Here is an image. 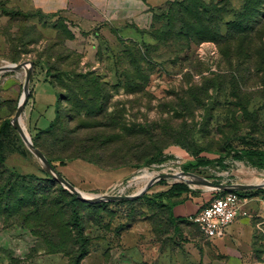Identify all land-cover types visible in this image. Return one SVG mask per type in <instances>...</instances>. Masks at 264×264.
<instances>
[{"label": "rangeland", "instance_id": "1", "mask_svg": "<svg viewBox=\"0 0 264 264\" xmlns=\"http://www.w3.org/2000/svg\"><path fill=\"white\" fill-rule=\"evenodd\" d=\"M137 2L144 5V13L121 26L106 23L77 30L61 13L36 16V11H22L0 0V67L4 62L48 60L54 74H67L56 81L63 98L57 116L54 105L37 103L32 110L30 81L29 100L22 114L26 132L37 145L33 146L45 158H68L83 154L86 148L77 145L84 139L109 138V146L94 149V156L103 158L94 159L102 161V168L81 160L53 168L78 191L93 197L134 195L140 186L127 185L138 171L184 172L201 150L229 156L222 163L184 173L213 184L253 186L256 178L263 182L264 170L232 158L242 150L264 151V63L252 56L246 45L238 44L237 50L238 41L216 43L219 35L226 37L228 24L244 0ZM224 46L231 51L227 57L222 53ZM58 59L64 61L57 65ZM44 71V66L32 65V75ZM70 73H92L105 83L101 99L94 102L98 109H105L103 117L88 120L84 112L72 110L68 91L61 87L70 84ZM0 77V138L5 165L20 175L49 176L10 123L23 95L24 71L5 72ZM38 113L42 116L35 128L32 119ZM54 118L58 123L48 131ZM5 122L9 128L3 127ZM95 123L100 127L86 129L87 124ZM124 178L127 180L119 185ZM160 182L163 185L157 182L146 194L171 185L170 181ZM188 188L200 192L205 202L218 193ZM241 193L247 200L264 197V188ZM78 201L89 205L77 208L89 251L81 264H202L199 248H141L129 226L138 224L144 235L147 230L139 220L151 214L155 230L162 218L159 211H146L142 201ZM189 230L203 237L194 226ZM255 245L251 264L264 263V245L258 241ZM59 249L46 248L15 221L0 219V264H64L67 258ZM77 249L67 251L75 254Z\"/></svg>", "mask_w": 264, "mask_h": 264}, {"label": "trees", "instance_id": "2", "mask_svg": "<svg viewBox=\"0 0 264 264\" xmlns=\"http://www.w3.org/2000/svg\"><path fill=\"white\" fill-rule=\"evenodd\" d=\"M36 16H41L40 11L35 12ZM51 18L58 17L57 15H50ZM59 18V17H58ZM234 21L228 24L227 35L225 38L219 35V40L216 43L220 44L222 41L236 43L237 50L239 46L246 45L250 50L252 56L257 57L261 63H264V48L262 47V40L264 38V0H244L241 9L234 15ZM60 19V18H59ZM64 22V21H63ZM69 32V31H68ZM69 39L73 35L69 32ZM222 53L227 57L231 54L224 46ZM64 59L56 62L61 64ZM11 62L17 63V60L12 59ZM35 66L37 63L45 67L46 77L49 83L53 86L56 94V109L55 116L59 112L60 101L62 96L58 93L57 80L67 74L53 73V66H49L48 60L31 61ZM53 73V74H52ZM72 80L70 84H61V87L67 92L68 101L73 104L72 110L77 112H84L88 120H95L97 117H103L105 109L95 106L94 102L99 101L101 95L105 90V83L92 73L74 74L70 73ZM70 109V111H72ZM58 119L55 118L48 126V131L52 130ZM9 128L8 122L3 124V127ZM86 129H95L100 127V124H87ZM110 128V127H109ZM1 134V130H0ZM80 144L78 142L77 148L83 146L86 148L83 154H70L68 158L51 159L46 156L48 163L52 168L56 169L58 166H65L66 164L81 160L88 164H92L102 168V161H95L94 159H103L101 156H94L95 150L110 145V139L98 136H92ZM34 146L37 147L35 142ZM75 153V151H72ZM204 154H213L217 156L215 159H209L203 156ZM227 155V156H226ZM220 155L208 153L205 150L199 151L195 155V163L187 164L185 171L191 169L202 168L210 166L213 163H222L229 154ZM235 161H245L250 166L264 170V151L257 150H242L236 152L232 158ZM6 158L3 154V142L0 138V219L4 222L15 221L20 226L24 227L32 237L41 240L46 248H60L59 253L67 258V264H81L84 258L89 254L87 238L84 234L83 228L80 226V217L77 211L79 205L89 206L80 203L74 196L58 186L53 179L44 174L43 177H36L33 175H20L10 171L5 165ZM158 185H163L159 182ZM201 193L193 191L182 183H173L164 191L145 194L141 198L130 203L142 201L145 203L146 211L149 213L161 212L162 218L168 217L171 222V210L179 202L185 200L187 196H199ZM226 192L213 193L211 198L225 195ZM240 197L241 192H236ZM127 201H119L117 203H126ZM208 204V203H207ZM91 207H94L91 205ZM151 218V214H148ZM181 221V220H176ZM161 222V221H160ZM190 223V224H189ZM188 224L195 227V232L199 233L197 227L189 222ZM161 226V225H160ZM165 227H163V231ZM180 238V237H179ZM182 238V237H181ZM78 248L75 254L67 251V248ZM255 250V248H254ZM56 252H52L55 254Z\"/></svg>", "mask_w": 264, "mask_h": 264}, {"label": "crops", "instance_id": "3", "mask_svg": "<svg viewBox=\"0 0 264 264\" xmlns=\"http://www.w3.org/2000/svg\"><path fill=\"white\" fill-rule=\"evenodd\" d=\"M7 1L11 6L22 11H40L42 14L61 13L70 23L74 24V29L77 30L78 28L91 30L106 23L113 27L121 26L138 14H143L145 10L142 3L136 4L138 3L137 0ZM31 80L32 110L37 103H42L46 106L54 105L55 113L56 94L46 77L45 71L38 76L32 75ZM41 116L42 114L38 113L32 119V126L38 128L37 125ZM207 203L202 194L187 196L185 200L172 208L171 222L168 217L161 218V226L156 224L157 228L154 230L149 215H147L146 219L139 220L140 224L143 223L147 234L142 235L141 231L144 230L140 231L139 225L136 223L129 226L130 231L136 237L135 240H140L138 244H141V248H199V253L203 255L202 259L200 257L202 264H251L256 241L264 245V197L248 199L245 207L247 217L238 219L226 231V235L218 240H206L189 230L191 227L189 225L190 218L205 207ZM163 227H165L164 231ZM194 252H197L196 249ZM193 255L195 254L193 253ZM66 263L68 262L64 264ZM260 264L264 263L261 262Z\"/></svg>", "mask_w": 264, "mask_h": 264}, {"label": "water", "instance_id": "4", "mask_svg": "<svg viewBox=\"0 0 264 264\" xmlns=\"http://www.w3.org/2000/svg\"><path fill=\"white\" fill-rule=\"evenodd\" d=\"M24 68V83H23V95L22 98L20 99V102L18 104V108L16 111V114L14 118L11 120V125L12 127L18 132L20 137L22 138L24 144L28 148V150L38 159L40 162L42 169L55 181H57L61 187L69 192L70 194L74 195L78 200L82 202H86L89 204L93 203H98V202H119V201H126V200H135L139 197H142L144 194H146L150 188L156 184L157 182L160 181H170L174 179L176 176L174 174H161L158 179L155 181L149 183L143 190L140 192L131 195V196H111L109 194H105L102 196H96L92 198H84L82 197L80 191H78L75 187H73L70 183H68L64 178H62L60 175H58L54 169L51 167V165L48 163L47 159L44 157V155L36 149L29 137H27L18 124V119L20 118L21 114L23 113V109L29 100V93H30V81L32 77V63L27 62V63H20V64H9L7 66L0 67V75L5 73V72H14V71H19L23 70ZM181 177H186L187 175H193L190 173H184L180 172L179 174ZM196 176V175H194ZM127 180V178H124L119 181V185L124 183ZM182 183H185L188 185V187H192V185H198V186H204V187H209L208 191H218V192H243V191H251V190H259L263 189L264 185H253V186H244V185H239V184H230V185H223V184H213L212 182H208L204 179H201L196 176V180L194 182H189V181H180ZM178 183V182H177Z\"/></svg>", "mask_w": 264, "mask_h": 264}, {"label": "built area", "instance_id": "5", "mask_svg": "<svg viewBox=\"0 0 264 264\" xmlns=\"http://www.w3.org/2000/svg\"><path fill=\"white\" fill-rule=\"evenodd\" d=\"M247 203L246 198L238 196L236 192H229L209 201L190 218V222L206 240H218L223 238L226 229L236 220L247 217Z\"/></svg>", "mask_w": 264, "mask_h": 264}, {"label": "bare ground", "instance_id": "6", "mask_svg": "<svg viewBox=\"0 0 264 264\" xmlns=\"http://www.w3.org/2000/svg\"><path fill=\"white\" fill-rule=\"evenodd\" d=\"M10 63H7V62H4V64L2 65L3 66H7L9 65ZM26 68L23 69V71H25ZM21 73V72H20ZM1 78V77H0ZM18 124L20 125V127L22 128V130L24 131L25 135L27 137L28 136V133L26 132V129H25V125H24V116L23 114H21L20 118L18 119ZM30 138V137H29ZM174 169V168H173ZM173 171V170H172ZM182 171V170H181ZM161 174H165V172H151L149 169L147 168H144L140 171H138L128 182V185L127 187H130L131 185L135 184V185H139L140 188L138 189V191H136L137 193L140 192L141 190H143L149 183L155 181L156 179H158V177L161 175ZM180 172H175L174 175L176 176L174 179L170 180V183L173 184V183H177V182H180V181H189V182H194L196 180V176L194 175H187L186 177H181L180 175ZM261 177V176H260ZM264 178V177H263ZM262 182V179H259V178H256L255 180V183L254 185H259L260 183ZM146 185V186H145ZM260 185H264V181L260 184ZM143 186H145L144 188H142ZM126 187V188H127ZM193 188H201L202 186H198V185H192ZM142 188V189H141ZM210 189L209 187H202V189ZM124 189H122L121 191H123ZM135 192V193H136ZM82 197L84 198H92L93 196L92 195H89V194H85L83 192H80Z\"/></svg>", "mask_w": 264, "mask_h": 264}]
</instances>
